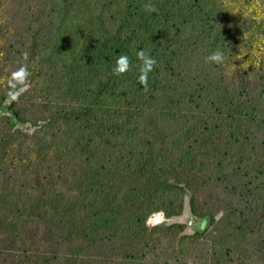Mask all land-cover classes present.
I'll return each mask as SVG.
<instances>
[{
    "label": "rangeland",
    "instance_id": "1",
    "mask_svg": "<svg viewBox=\"0 0 264 264\" xmlns=\"http://www.w3.org/2000/svg\"><path fill=\"white\" fill-rule=\"evenodd\" d=\"M133 1L0 0V19L6 28L0 37V92L6 80L12 79V73L21 69L22 60L28 56L32 45L38 42V59L30 69H26L27 79L23 75L16 77L15 84L21 88L20 104L40 117H46L52 111L65 114L74 109L81 112L92 107L101 118L99 125L84 121L76 124L90 139L95 138L96 144L107 153L104 155L106 159H98L101 165L96 168L103 174L102 179L107 178L103 183L105 191L98 193L94 202L89 204L94 179L90 176L87 182H83L80 178L91 159L79 149L71 153L69 160H64L67 168H75L77 176L71 173L67 179L58 181L56 186L47 190L53 200L65 195V204L55 202L60 207L71 201L76 203L73 216L94 219L87 229L88 236H77L79 238L73 241L66 242L64 232L55 231L53 243L58 257L53 264H196L205 260L206 255L209 258L218 255L227 264H234L239 259L245 264H264V222L238 240L233 228L223 234L216 229L215 223L211 224L210 217L195 218L187 208L180 216H173L172 222L185 224V234L188 235L206 232L202 240L192 245L177 242L174 251L168 246L167 238L154 247L148 240L132 238L131 241L137 242L132 243L134 253L131 255L137 254L133 259L124 254V249L130 248L120 246L125 228L133 225V215L149 197L142 187L149 166L158 174L168 168L169 162L190 154L191 162L197 166L193 171L202 180L208 178L212 189L223 200L245 207L247 200L264 198V126L263 130L260 129L255 115L248 117L246 109L230 108L227 117L232 119L237 110L241 115L238 123H244L243 126L250 129V137L236 147L223 136L219 122H204L198 116L199 109L195 105L198 101L195 96L202 87L213 85L210 83L213 78L231 87L238 71L245 72L252 79L258 73L264 74V0H140L156 8V11L149 12L153 13V27L148 21L139 22L145 8L138 9ZM245 19L255 23L252 30L242 36L225 39L222 33L221 37L216 33L227 24L233 25ZM129 30H138L136 36L131 35L127 49L135 64L132 63V70L125 76H115L114 93L99 97L93 87L99 73L90 66L93 64L88 50L96 51L100 42L110 47L121 45L126 42ZM148 30H153V38ZM221 32L224 33L223 30ZM215 50L223 52L226 57L224 64L205 62ZM139 51L149 53L157 65L149 75L147 86L137 91L138 97L134 101L138 104L134 110L135 106L131 105L135 102L125 105L123 97L117 94V87L121 86L118 83L124 87L131 85V80L139 74L140 61L136 56ZM47 91L51 93L52 108L38 112L40 94ZM218 106L223 112L227 110L221 102ZM258 109L264 116V108ZM182 114L191 118L189 122L194 126L186 134L178 130L174 119V116ZM64 124V121H59L56 128L42 131L29 142L14 139L8 143L2 166H9L15 177L21 178L31 176L28 168L31 163H44L41 171L45 175L51 165L61 161L59 156L53 155L47 160L41 150L50 149L43 146L60 138L66 141ZM5 138L4 135V141L7 140ZM225 153L228 157L220 167L217 158H223ZM147 155L157 163L155 166L143 162L142 157ZM240 161L247 165L244 168L248 169L247 172H252L247 181L259 187L244 201L236 194L226 193L223 181L219 183L213 178L222 174L224 168L235 167ZM166 176L171 178L169 173ZM42 193L41 189L28 190L30 203L26 207L35 203ZM154 198L157 196L153 193ZM158 198V201L166 202L176 196L159 195ZM41 203L42 209L50 208L44 201ZM210 204L217 211V221L224 211L219 209L217 201H210ZM162 217V211L151 215L147 225H156ZM96 223L99 226L92 232ZM18 252L21 253V249Z\"/></svg>",
    "mask_w": 264,
    "mask_h": 264
},
{
    "label": "trees",
    "instance_id": "2",
    "mask_svg": "<svg viewBox=\"0 0 264 264\" xmlns=\"http://www.w3.org/2000/svg\"><path fill=\"white\" fill-rule=\"evenodd\" d=\"M133 4L138 9L141 8L143 10L146 3L145 1L134 0ZM141 12L143 13L140 15L139 22L148 21L153 27V13L146 12V10ZM254 23L252 20L245 19L241 22H234L233 25H225L221 29L224 33L221 31L216 33H219L220 37L222 33L225 39L229 36L231 38L242 36L252 30ZM4 30L6 28L0 19V37L3 35ZM129 31L130 33L126 36V42L121 43V45H111L110 47L100 42L96 51L91 52V49L88 50L87 54L91 57L93 64L90 66L99 73L93 86L94 91L99 97L104 94L114 93V82L117 79L113 75L112 68L115 60L123 54L129 56L127 49L131 44V35L136 36L138 32V30ZM147 32L153 38V30H148ZM141 42L144 45V41ZM105 51L110 52L105 55L103 54ZM38 53L39 44L35 42L28 56L22 60L21 68L30 69L29 67H31L32 63L37 61ZM129 58L133 63V57L129 56ZM138 75L131 80V85L127 87L118 83L121 86L117 87L119 90L117 94L123 97L122 100H125V105L135 102L134 98L138 97L137 91H140L142 88V85L138 82ZM213 79L210 82L213 85L199 88L200 91L195 96L198 100L195 105L200 113L198 116L204 119V122L216 124L219 122L218 126L223 129V136L229 140L228 143L237 147L241 144L242 140H245L249 136L250 129L244 127V123H238L241 115L237 110L233 113L234 117L232 119L227 117V113L231 112L229 111L230 108L246 109L248 117H251L249 115H255V121L258 122L260 129L263 130L264 116L259 113L258 108H264V74L258 73L255 75V79H252L245 72L238 71L235 74L234 86L231 87L224 81H217L216 78ZM16 82L17 78H15V81L7 79L5 88L3 87V90L0 92V264H53L54 260L58 257L57 251L55 253L56 244L53 243L55 231L59 229L61 233L64 232L63 235L66 242L73 241L75 240L74 238L78 239L81 236H88L87 229L94 219L73 216L72 212L76 208V203L71 201L68 205L60 207L55 202H61V205L65 204V195L61 194L53 200L51 199L52 196L47 194V190L56 186L58 181L67 179L71 173L77 176L75 168H67V163L64 160H69L71 153L74 151L78 152L79 149L82 154L89 155L91 159L90 164L81 173L82 177L80 178V181L83 182H87L90 176L94 179V184L90 187L93 195L92 201L89 204L94 202V197L98 193L105 191L103 183L106 182L107 178L102 179L101 177H104L103 174L96 168L101 165V163H98V159H106L104 155H107V153L96 144L95 138L91 137L90 139L76 124L77 122L84 121L90 122L89 124L94 123L95 125H99L101 118L99 113L92 107H87L81 112L78 109L77 111L74 109L65 114L54 113L55 111H52L46 117H40L37 113L33 115L30 108L20 104L21 88L16 86ZM210 92H212V97H210ZM50 94V91L40 94L41 101L37 107L38 112L42 110L50 111L53 103ZM200 102H203L207 108ZM219 102L225 106L224 109L227 108V110H224L225 112L221 111V108L218 106ZM135 104L137 105L138 103L135 102L131 105V107L135 106L133 107L134 110L137 108ZM36 115L37 117H35ZM73 117L75 120H73ZM174 119L180 132L186 134L192 131L194 126L189 122L191 118L182 114L181 116H174ZM59 121L65 122L66 141L64 142L63 138H60L56 142L43 146L50 149L40 150L42 156H46L47 160H49L50 155H53L54 157L59 156L58 158L61 162L51 165V169H48L45 175L41 171L45 166L44 163H31L28 167L31 170V176L25 175L21 178H16L15 173L9 166H2L5 161L8 143L11 144V141L14 139H20L25 142L34 140L42 131L56 128ZM90 128L92 129V127ZM203 133L204 130L199 134L198 142H200ZM4 135L7 137L5 138L7 139L6 141L3 140ZM75 135L77 136L76 139ZM105 141L107 143L109 140ZM191 157L190 154L177 157L175 161L168 163L167 169L158 174H156L158 171L149 166H155L157 163L148 155L142 157L143 162L149 166L145 182L142 183V187L147 191L149 197L133 215V225L125 228L124 240L120 244L121 247L130 248V250L124 249V254L130 259L137 256V254L131 255L134 253L132 243H137L131 241L132 238L137 241L148 240L150 246L153 247L167 238L169 239L168 246L173 247L174 251L176 250L177 242L192 245L197 240L205 238L206 232L199 231L188 235L185 234V224L172 222V217L180 216L185 208L195 218L210 217L211 224L215 223L216 229L223 234L230 228H233L236 232L235 238H238V240L258 228L257 224L264 222V198L260 197L254 201L247 200L255 194V190L259 187L247 181L252 172H247L248 169H244L247 168L244 162H238L235 167L228 166L227 169L224 168V172L219 174L221 177L218 174L213 176L219 183L223 181L226 193L230 192L231 194L238 195L239 199H242L241 201L247 200L246 206L242 207L232 201L223 200L221 195H217L212 189L213 185L207 181L208 178L202 180V177H198L193 171L197 166L193 165ZM226 157H228L227 153L223 155V158L221 156L217 158V164L220 167L224 163V160L226 161ZM142 167L145 166L143 165ZM167 173H169L171 178L166 176ZM193 175L197 177H193ZM195 179L202 181H196ZM30 189H41L43 193L35 200V203L29 204L26 207L27 203H30L27 198V192ZM153 193L156 194V199H153ZM159 195H175L176 198L167 199L166 202L158 201ZM41 200L49 204L50 208L42 209ZM210 201H217L219 209L224 211L222 217L217 221V211L213 209ZM159 211L164 212V217L160 218V221L152 227L147 225V220L150 216ZM24 216L28 217L24 218ZM73 221L74 223L71 225ZM97 221L98 219L95 222ZM204 221L208 222V219ZM95 225L92 232L95 227L99 226L97 223ZM19 249H21V253L18 252ZM238 249H241V247ZM206 256L205 260L196 264H227L218 255L212 258H209L208 255ZM234 264H245V262L239 259Z\"/></svg>",
    "mask_w": 264,
    "mask_h": 264
},
{
    "label": "clouds",
    "instance_id": "3",
    "mask_svg": "<svg viewBox=\"0 0 264 264\" xmlns=\"http://www.w3.org/2000/svg\"><path fill=\"white\" fill-rule=\"evenodd\" d=\"M144 8L148 12L156 11V8L153 4H145ZM137 59L140 61L138 65V82L142 86H147L149 75L155 71V67L157 65V61L149 54L144 51H139L136 53ZM226 57L223 52L220 50L213 51L210 55H208L205 59V62L208 64H216L222 65L225 63ZM132 62L127 54L120 55L116 58L115 64L112 68L113 75L117 77H123L128 72L132 70ZM234 67V65H233ZM235 68V67H234ZM23 75L25 79H27V71L24 68L18 69L12 73V79L15 81V78Z\"/></svg>",
    "mask_w": 264,
    "mask_h": 264
}]
</instances>
